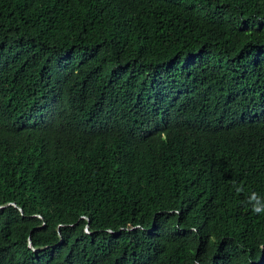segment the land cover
I'll return each mask as SVG.
<instances>
[{
    "label": "trees",
    "instance_id": "obj_1",
    "mask_svg": "<svg viewBox=\"0 0 264 264\" xmlns=\"http://www.w3.org/2000/svg\"><path fill=\"white\" fill-rule=\"evenodd\" d=\"M253 205L264 0H0V264H264Z\"/></svg>",
    "mask_w": 264,
    "mask_h": 264
},
{
    "label": "clouds",
    "instance_id": "obj_2",
    "mask_svg": "<svg viewBox=\"0 0 264 264\" xmlns=\"http://www.w3.org/2000/svg\"><path fill=\"white\" fill-rule=\"evenodd\" d=\"M53 114L60 116V113L58 110H56ZM35 128H37V118H35V121L33 123H30L29 119H28L23 128H21V129L14 128L13 135L11 137H9V139L15 138V137H20V136L23 137L24 135H27V134H30L31 132H33ZM93 128H94V124L92 123V125L85 132L88 135H90L93 131ZM54 131H57V130H54ZM255 199H256L255 196H253V200H255ZM252 210L255 213L259 214L261 212H264V206L253 205Z\"/></svg>",
    "mask_w": 264,
    "mask_h": 264
}]
</instances>
